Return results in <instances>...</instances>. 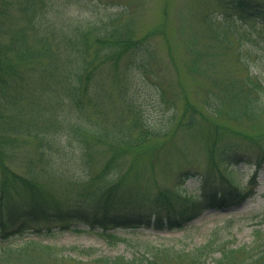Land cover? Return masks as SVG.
Here are the masks:
<instances>
[{
  "label": "trees",
  "instance_id": "1",
  "mask_svg": "<svg viewBox=\"0 0 264 264\" xmlns=\"http://www.w3.org/2000/svg\"><path fill=\"white\" fill-rule=\"evenodd\" d=\"M221 4L240 18L258 17L264 22V0H222ZM44 5L45 0H0V242L28 229L41 233L99 228L103 234L121 226L183 229L206 209L237 206L250 196L251 191L244 192L224 174L215 176L218 180L205 178L197 201L180 189L153 193L127 184L132 167L126 169L124 163L129 151L134 156L144 154L150 142L168 135L170 129L156 131L144 124L141 111L124 97V91L125 104L114 120L106 111L101 121L95 115L102 113L109 78L127 77L124 58L143 48L149 36L135 38L131 24L98 29L86 21L67 23L59 14L44 25L43 15L37 14ZM11 7L17 8V14ZM253 84L260 83L247 77L225 84L223 94H214V112L220 114L231 104L234 118H259L264 108L257 104L260 95ZM191 107L187 104L182 117L194 112ZM74 116L78 120H72ZM177 117L173 114L171 122ZM195 123L191 118L187 124ZM25 135L38 142L36 155L26 159L21 173L14 162ZM73 144L77 151L69 153L66 146ZM234 147L217 146L215 140L209 146L210 167L232 159L246 161L239 146ZM262 161L264 155L257 164ZM77 168H83V176L76 174ZM194 175L191 170L181 173L180 184ZM215 244L208 241L189 252L155 248L131 260L101 256L82 261L62 256L58 247L27 241L17 248L0 247V264L16 258L30 264H205L215 252L219 256L212 264H264L260 231L250 244ZM85 251L78 250L80 255ZM71 259L74 263H68Z\"/></svg>",
  "mask_w": 264,
  "mask_h": 264
},
{
  "label": "rangeland",
  "instance_id": "2",
  "mask_svg": "<svg viewBox=\"0 0 264 264\" xmlns=\"http://www.w3.org/2000/svg\"><path fill=\"white\" fill-rule=\"evenodd\" d=\"M221 1L45 0L37 14L43 15L44 25L59 14L67 23L86 21L96 24L98 29L131 24L135 38L149 36L143 48L124 58L127 77L109 78L104 87L106 99L100 106L102 113L95 115L101 121L106 111L114 120L127 97L141 111L144 124L156 131L170 129L168 135L150 142L144 154L134 156L133 150L129 151L124 163L126 169L132 167L127 184L153 193L180 189L197 201L202 194V181L224 174L233 178L244 192L251 191L250 196L237 206L206 209L183 229L161 231L145 226H121L105 234L99 228L79 231L54 228L52 232L41 233L28 229L3 240L0 247L17 248L27 241H37L58 247L62 256L77 260L89 261L101 256H123L131 260L155 248L189 252L208 241H216V246L223 241L234 246L250 244L257 231L264 237V162L257 164L264 155V114L255 119L246 116L237 119L229 112L233 108L231 104L220 114L211 106L214 94L224 93L225 84L249 77L252 82L260 83L252 87L260 95L257 104L264 108V22L258 17L240 18L230 13ZM16 9L11 7L15 14ZM248 88L244 85L245 90ZM123 91L127 92L124 97ZM187 104L194 107H191L194 112L189 110L182 117ZM173 114L178 117L171 122ZM191 118L196 123L188 127ZM24 119L21 118L25 122ZM72 120L78 119L74 116ZM215 140L217 146L232 145L236 150L239 146L238 152L246 161L232 159L210 167L209 146ZM37 142V138L26 135L19 142L14 162L16 171L25 172L23 164L28 157L36 155ZM66 150L71 153L77 148L73 144L66 146ZM188 170L195 175L180 184V174ZM75 171L84 175L83 168ZM82 249L86 251L80 255L78 250ZM217 256L219 252L205 264H212ZM73 259L68 263H74ZM10 262L30 264L21 258Z\"/></svg>",
  "mask_w": 264,
  "mask_h": 264
}]
</instances>
